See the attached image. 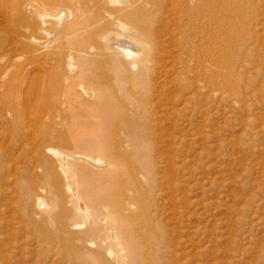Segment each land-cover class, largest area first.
Segmentation results:
<instances>
[{
	"label": "bare ground",
	"instance_id": "1",
	"mask_svg": "<svg viewBox=\"0 0 264 264\" xmlns=\"http://www.w3.org/2000/svg\"><path fill=\"white\" fill-rule=\"evenodd\" d=\"M139 1L142 2L141 5H139ZM170 1L171 0H168V2L165 0H0V53H3L0 55V62H2L0 65L4 63L3 67L0 66V218L4 214L5 207L7 209L10 208V212H12V209H14L13 207H18V205H20V203L17 205V203L13 201L14 194L11 195L9 191L11 187L15 189V193L22 191L20 188L21 184L19 185L21 180L17 181L15 176L19 174L21 178H23V175L25 176V170L20 168V165L19 167L15 166L14 160L18 156L13 157L12 154H15L13 151L17 149L20 150L21 154L27 149V144H30L32 155L30 156L29 163L31 161L33 164L38 165V168L40 167V178L44 181V186L47 188L48 193L55 199L53 205L50 206L47 216L44 218L45 224L43 225L46 226H34V230L37 233H34L35 237H39L38 240L40 243H37V245L41 246L42 251H39V248L36 249L39 251L40 255L44 253V256L41 257L44 258L47 263L183 264L179 263L178 260L179 258H183L184 252L176 249V245L174 244L167 226H161V219H157V212L155 211L158 208L157 205H159L157 204L159 194L161 193L159 190L163 191L164 189L159 187L160 178L158 179L154 172L156 167L155 153L157 146L155 145V147L153 144V138L155 139L153 136V127L157 126L156 120L158 119L155 120L154 115L158 113L157 111L159 109L160 111L164 110L168 102L169 109L175 108L173 106L176 103L178 95L184 90H188L192 83L194 85V83L198 81L197 83L206 85L209 89L217 91L220 86H227L228 88L229 83L235 82V80L232 81V77L228 74V69L229 67H234L233 64H235L237 51L242 50L246 44L252 41L250 39L252 35L249 28L251 25H248L250 21L248 20L249 23H247V17L245 16L247 11L250 13L249 8H251V3L247 2L245 6L244 0H184L183 9L179 12H172L173 9L170 7L175 6V4L173 3L174 5L169 6L168 3L172 4ZM221 2H225V4H220ZM166 4L168 5V9ZM146 5H150L151 11L168 13V15L171 16L170 18L172 20L175 19V21L180 14L178 18L180 20L179 25H176V22L172 21L175 23L171 25L167 24L165 28H162L164 32L161 34L159 33L160 35L156 33V37L163 35L165 37L164 41L168 44H175L174 42L179 44L178 47L179 49L181 48L180 50L175 52L172 49L166 51L160 48L163 43L159 40H155V36L148 37L149 40H146V42L142 41L140 38L139 40L137 37H131L132 40L130 41L128 39L125 40L126 38L122 40L121 37L124 36V34L121 33L122 31L116 32L117 30H111L113 28H105L108 27L107 24L110 19L126 16L132 22V26H130L135 31L142 35H147L151 31V26L157 22H151L153 24L150 25V19L149 22L145 21L146 19H144V17H148V15L142 12L141 8ZM176 6L179 7L178 5ZM223 6L229 10H235L236 8L237 13L239 14L240 12L241 15H243L242 19L247 25L241 26L242 30L238 29L237 15H233L229 20L230 26L228 29H223L221 20L225 21V19L224 16L220 17V11ZM52 7H59V12L56 11L58 12L56 14L50 13L49 11ZM60 7L62 8L60 9ZM173 8L176 9V7ZM154 14L155 12H152V15L149 16L152 17ZM162 15L164 16V14ZM156 17H158V15ZM51 22L54 23L52 24ZM90 25H96V29L87 30ZM116 25L120 30H125V26L122 22L118 21ZM99 26H103V28L107 30H100ZM83 29H85L86 32L82 33L75 40H72L70 44L78 45V48H88L91 45L90 48H93V46L98 44L100 39L107 48L113 50L112 53H115L119 59L118 61L116 59L117 64H113L106 73L89 70V77L97 82L95 89L97 87L96 97L97 106L100 107L99 111L96 110V112H94V119L91 117L92 114H90V121H87V123H89L87 128L77 132L78 137L73 140L70 139L73 142L69 139L60 140V142L64 145H69L71 143L78 144L85 146L87 149H91L93 145L101 144L105 152L116 151V153H120L119 144L114 143L115 145H113L111 143L113 139L111 138L113 137V133L120 131L126 132L128 148L123 149H129V151L135 154L134 164H136L137 167H127L130 164V159L128 158V164L126 162L127 157H125L124 154H119L120 158L117 160L115 169L99 174L93 168H108V166L103 165L101 158L79 152L62 156L59 151H55V149L49 147L46 150L52 153V155L54 154L60 158V166H58L60 170L64 174H70L71 177H78V186L76 189L73 188L75 184L73 187L69 184L66 187L71 192L72 206L66 208L67 206L64 204L65 201L63 198L60 199L58 201L60 205L58 214L57 197L59 194H62L59 176L56 173V167H53L55 164L52 165L50 159L43 153V149L40 148L41 143L36 142L37 135L39 134L36 132L39 128L36 127L37 115H32L28 110L32 108L33 111H35V109H37L38 113H36L41 115V110L43 108L45 109L50 105L55 106L57 102H50L49 95L54 97L57 85L60 83L61 79L60 77L57 78V74H55L51 85L38 84L34 86L31 84L32 86L30 85L25 88L24 78L31 68L40 64L38 63L39 56H43L41 59H45L43 62H46L48 55L53 54L57 62V44L52 48L55 51L48 49L43 55H39V53H42L38 51L39 48L41 46L45 47L43 44L44 42L41 41L42 38L40 39V34L47 35L50 34L51 31H55L56 34L58 32L63 35H70L77 30ZM175 31L177 37L174 36ZM130 34L136 36V32H131ZM126 36L130 37L128 34H126ZM130 45L131 47H135L136 52L129 48ZM107 48H104V50ZM160 49L163 52L165 51V53L169 52L175 54L174 56L172 55L173 58H171L177 68L176 73L182 74V78L177 79V86H175V83H171L174 79L172 81L170 80L172 88L166 86V82H159V80H166L165 78L159 77L161 79L157 80L158 78L154 77V74H156L155 71L159 65H157L156 69L153 67V69H155V73L153 74L152 69L148 67L152 64H146L150 61H156L157 64H160L161 61L158 62L156 58H161L163 55ZM170 50L172 51L170 52ZM36 51L39 53H35ZM18 53H21V56L22 54L28 55L24 56L22 61H18L16 59ZM21 56L18 55L17 57ZM10 57H13V59H10ZM128 57L133 58L131 59V61H133L126 63L125 59ZM39 62H41V60H39ZM130 63L133 64V67L136 66L135 64L139 65L138 71L136 72L137 74L133 76L134 78L137 76L138 80L136 81V77V82H134V84L130 83L128 86L124 85L125 83L119 82L121 80L117 83L112 81V78L117 79V77H121V75L123 77L122 79H124V76L127 75L129 71ZM47 64L48 63H46V65ZM38 67L36 69H41ZM48 68H46V70ZM220 68L223 70H220ZM167 69L163 71L165 72ZM41 70L44 71V69ZM220 71L223 75H221V79L219 76V73H221ZM109 74H111L112 78H109ZM129 74L132 75V73ZM31 76L33 77V75ZM31 76L29 78L32 83L34 80ZM40 76L38 80H40ZM163 76L166 77L165 75ZM64 77L65 76H63V78ZM133 77L127 79L133 80ZM31 79L33 81H31ZM63 80L67 81L66 78ZM127 81L125 80L123 82ZM115 88L118 89L117 92ZM184 92L182 93V97ZM47 118L52 123L53 118L50 119L49 116ZM79 123H83V121L80 120ZM32 125H35L36 129L35 127L34 130L30 128ZM38 126H40V124ZM88 128H91L89 130L92 133ZM43 130L42 133L47 132V129ZM42 133L40 132L39 135L43 136L45 134ZM49 134L50 133H48V135ZM50 136L51 135H49V139L53 140V138H55L57 140V137L52 138ZM119 141V143H123L121 140ZM121 152H123V150ZM26 153L27 152L24 154ZM34 154L36 156H34ZM64 156H67V158ZM169 165L173 172L177 170L173 160L169 162ZM11 166L16 167H14L13 173L10 172ZM34 167L35 169L37 168V166ZM33 169L30 170L32 175L26 172L27 178H25L27 179L26 182H28L27 185L23 187L24 192H20L22 195L18 194L19 196H23L24 198L26 196L29 197L32 191L34 194L36 187L33 184L35 183L37 172L33 171ZM139 174L144 177V180L139 177ZM12 177L15 180L14 186L9 184ZM171 190L174 189L172 188ZM79 202L85 204L84 208H82L83 211L80 212L85 219L77 223L70 220L73 213H75V216L78 215ZM33 203H35L34 200ZM42 204L43 202L39 194L37 205L40 206ZM87 204L91 208L90 211L86 210ZM52 208L55 209L52 210ZM54 210L55 212H53ZM12 216L14 217V215ZM10 217L8 219H10ZM8 219H0V227L6 226V228H8L7 226H12L14 229L16 224L13 221L15 220L8 221ZM32 220H34L33 217ZM25 225H28V223ZM82 228H84L83 231H76ZM16 234L20 236V233ZM32 239L33 238H31V242ZM31 242L30 244H32ZM31 246H33V244ZM23 247L24 246H22V249ZM195 249L196 248H194V250ZM18 251L20 250L18 249ZM25 251L27 252V250ZM102 252H106V256L103 255ZM193 252L197 254L199 250L196 249V251ZM9 256H13V254H9L8 258ZM2 260L4 261V259ZM24 262L25 260L23 259V263ZM40 262H42V260Z\"/></svg>",
	"mask_w": 264,
	"mask_h": 264
},
{
	"label": "rangeland",
	"instance_id": "2",
	"mask_svg": "<svg viewBox=\"0 0 264 264\" xmlns=\"http://www.w3.org/2000/svg\"><path fill=\"white\" fill-rule=\"evenodd\" d=\"M165 1L168 2V0ZM244 1L245 6L247 2L251 3V8H249L250 13L247 11L245 16L247 17V21H250V23L249 21L247 23H249L248 25H251L249 28L252 38H250V36L249 38L252 41H250L249 44H246L245 47L243 45L244 48L242 50L237 51V57L234 62L235 64H233L234 67H229L228 69L229 72L231 71L230 73L228 72V74L232 77V81L235 80V82L229 83L228 88L227 86H220L217 91L209 89L206 85L197 83L198 81L194 83V85L192 83L188 90H184L185 92L183 91V97V92L178 95L176 103L173 106L175 108L169 109L168 102L166 105L167 107L165 106L164 108L166 111H160L159 109L157 111L158 115H154L155 120L158 118L156 120L157 126L153 127V136L155 137V139L153 138V144L154 146H157H155L156 167L154 172L157 178H160L159 187L164 189L163 191L159 190V192H161L157 200V204H159L157 206L159 209L157 208L155 211L157 212V219H161V226H167L174 244L176 245V249L184 252L183 258H179L178 260L179 263L183 264H195L197 261L199 262L196 264H264V0ZM183 2L184 0H171L170 3L172 4L168 3V5L172 6L175 4V6L170 7L173 9L172 12H179L183 9ZM138 3L139 5L142 4L141 1ZM220 4H225V2H221ZM168 5L166 6L167 9ZM173 7H176V9ZM61 8L62 7H60V9ZM58 9L59 7H52L49 12L56 14L59 12ZM141 9L142 12L145 14L147 13L146 15H148V17H144V19H146L145 21L149 22L150 19V23L157 22L154 25H152L153 23H149L152 26L151 29L149 28L151 30L150 33L147 35H142L135 31L131 27L132 22L126 16L110 19L107 24L110 28H105H113L111 30H117L116 32L122 31L121 33L124 34V36L121 37L122 40L126 38L125 40L128 39L130 41L132 38L137 37L146 42V40H149L148 37L155 36V40H159L163 43L160 48H163L166 51L172 49L175 52L180 50L181 48L179 49V44L176 42H174L175 44H168L164 41L165 37L163 35L156 37V33L160 35L164 32V29L162 28H165L167 24L171 25L176 22V25H179L180 20L178 18L180 14L175 21V19L172 20L170 18L171 16H169L168 13L151 11L150 5H146ZM152 12H155L156 14H154L155 16H152L153 18L149 16L152 15ZM162 14H164V16ZM157 15L158 17H156ZM233 15H237L238 29L242 30L241 26L247 25L242 19L243 15H241L240 12L238 14L236 8L235 10H229L225 6H223L220 11V17L224 16L225 19V21L221 20L223 29H228L230 26L229 20ZM118 21L124 24L125 30L117 28L116 23H118ZM51 23L53 24L54 22ZM103 26H99L100 30H107L103 28ZM95 29L96 25H90L87 28V30ZM124 31L126 34L130 35V37H127ZM176 31L174 32V36H176ZM85 32V29H83L77 30L70 35H63L58 32L56 34L55 31H51L50 34L47 35L40 34V39L42 38L41 41L44 42L43 44L45 47L41 46L39 48L38 51L42 53L37 51L35 53L43 55L48 49L55 51L52 48L57 44V62L55 61V55L53 54L48 55L46 62H43L45 59H41L43 56H39V67L36 66L31 68L24 78L25 88L31 84L34 86L38 84L51 85L55 74H57V78L60 77L61 79L60 83L57 85L54 97L49 95L50 102H57L55 106L50 105L45 109L43 108L41 110V115L37 114V109H35V111H33L32 108L28 110L32 115H37L36 127H39L37 131L35 130L37 134H40V132L42 133V131H44L43 129H47V132L42 133H45L43 136L39 134L37 135L36 142L41 143L40 148L43 149V153L50 159L52 165L55 164L53 167H56L55 170L59 176L62 194H59L57 197L58 214L60 211L58 201L60 199L63 198L65 201L64 204L67 206L66 208L72 206L71 192L66 187L68 184L72 187L75 184L73 188L76 189L78 186V177H71L70 174H64L60 170V167H58L60 166V158L47 151L46 149L49 147L55 149V151H59L62 156L79 152L101 158L103 165L108 166V168H93L99 174L113 171L117 164V160L120 158L119 154H124V156L127 157L126 162L128 164V160L130 159V164L127 167H137L136 164H134L135 154H133L132 151H129V149H123L128 148L126 132L120 131L113 133V137L111 138L115 140H112L111 142L113 145L117 143L119 144L120 153H116V151L105 152L101 144L93 145L91 149H87L85 146L78 144L71 143L69 145H64L60 142V140H73L78 137L77 132H80L81 129L87 128L89 124L87 121H90V114H92L91 117L94 119V112H96V110L99 111L100 107L97 106L96 97L97 87L95 89L97 82L89 77V70L106 73L113 64H117L119 59L115 53H112L113 50L107 48L100 39L98 44L93 46V48H90L91 45L88 48H78V45L70 44L72 40H75ZM131 32H136V36L131 35ZM104 48L107 49L104 50ZM129 48L136 52L135 47H131L130 45ZM172 50H170V52ZM160 52L163 54H161V58L155 56L158 59V62L161 61L160 64H157L156 61L145 63L147 65L152 64L148 67L152 69L153 74L156 72L154 77H157V80L162 77L166 79L159 80V82H166L165 84L168 87H171V83H175V86H177V79H181L182 74L176 73L177 68L172 59L175 54L169 52L165 53V51L163 52L161 49ZM1 54L3 53H0V55ZM18 55L21 56V53L16 55V59L22 61L24 56H27L28 54H22L21 57H17ZM10 59H13V57H10ZM131 59L133 58L128 57L125 59V62H132L133 60L131 61ZM39 60H41V62H39ZM46 63L48 64L46 65ZM0 64H2V62H0ZM3 65L0 66L3 67ZM135 65L136 66L133 67V64L130 63L128 72L132 73V75L128 72L127 75L123 74L125 75L124 79H122V75L121 77H117V79H113L111 74L108 76L116 83L121 80L119 82L125 83L124 85L127 86L130 85V83L134 84V82L138 80V77L135 76V78L137 77L135 81L133 76L137 74L136 72L139 68L138 64ZM157 65L160 67L158 66L157 68ZM37 67L44 69V71L36 69ZM153 67L155 69L157 68L156 71ZM46 68L48 69L46 70ZM164 69L167 70L164 72ZM220 70L223 69L220 68ZM30 74L33 75V77ZM38 75H42L39 78L40 80H38ZM221 75L222 72L219 73L220 79L223 76ZM30 76L34 80L31 79V81H33L32 83L30 82ZM63 76L65 77L63 78ZM131 77H133V80H128L131 79ZM65 78L67 81L63 80ZM125 80H128V83L123 82ZM170 80L173 81L171 82ZM177 88L180 89L179 87ZM117 90L118 89L115 88L116 92ZM43 110H46V114ZM34 112L37 113L35 114ZM48 116L50 119L53 118L52 123L47 118ZM80 120H82L83 123H79ZM39 124L40 126H38ZM34 127L35 125H32V127L30 126L33 130ZM89 129L91 128H88V130ZM48 130H51L52 134L51 131ZM48 133H50L49 135H51L50 137L52 138L57 137V140L55 138H53V140L49 139ZM119 140L123 143H119ZM26 148L27 149L21 153L22 155L18 149L13 151L16 155L12 154L13 157L18 156L14 160V164L16 167H19L20 165V168L25 170V176L23 175V178H21L19 174L15 176L17 181L21 180V183H18L19 185L21 184L20 188L22 191L15 193L16 191L12 187L9 191L11 195L14 194L13 201H15L17 205L20 203V205H18V207H13L14 209L12 210L14 212H10L11 209L5 207L6 212L4 211V214L0 218L7 220L11 216L12 218L10 217L8 221L15 220L13 222L16 224L14 229L12 226H7L8 228H6V226L0 227V264H21L23 263V259L25 260L23 264H50V262L47 263L45 259L42 258L44 253H41L42 255L39 253V251H42V248L37 245V243H39V237L37 235V237H35V234L37 233L34 230V226H46L43 225L45 224L44 218L47 216L50 206L53 205L55 199L48 193L47 188L44 186V181L40 178V167L38 168V165L33 164L31 161V164L29 163L30 156L32 155L30 144H27ZM122 150L123 152H121ZM25 152L27 153L24 154ZM34 156L36 155L34 154ZM64 157L67 158V156ZM171 159L174 161L175 167H177L175 172L171 170L169 165V162H172ZM15 166L10 167L11 173H13V170L16 168ZM34 166H37V168L35 169ZM32 169L37 172L35 177L36 184L33 182L36 189L34 194L32 191L29 197L26 196L24 198L18 194L22 195L20 192H24L23 187H25L28 182H26V172L32 175L30 172ZM139 177L144 180V177L140 174ZM14 182L15 180L12 177L9 184L14 186ZM172 188L174 190H171ZM39 194L41 201L43 202L40 206L37 205ZM32 199L35 203H33ZM79 205L81 208L79 206L78 215L75 216V213H73L72 215L74 217L71 216L70 221L79 223L85 219L80 213L83 211L82 208H84L85 204L79 202ZM53 209L55 208H52V210ZM86 210H91L88 204ZM53 212H55V210ZM12 215L18 217L14 218ZM32 217L34 220H32ZM27 223L28 225H25ZM83 230L84 228L76 231ZM16 233H20V236ZM31 238H33L32 242ZM30 242L33 246H31L32 244H30ZM22 246H24V250L22 249ZM36 248H39V251H37ZM194 248L198 249L199 253H194L193 251H196ZM18 249L20 251H18ZM25 250H27V252ZM8 252L9 254H13L14 257L9 256L8 258ZM102 253L106 256V252ZM2 259H4V261ZM41 260L42 262H40Z\"/></svg>",
	"mask_w": 264,
	"mask_h": 264
}]
</instances>
